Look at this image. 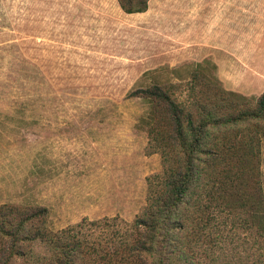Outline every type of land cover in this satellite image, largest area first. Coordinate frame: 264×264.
Here are the masks:
<instances>
[{
  "label": "rangeland",
  "instance_id": "1",
  "mask_svg": "<svg viewBox=\"0 0 264 264\" xmlns=\"http://www.w3.org/2000/svg\"><path fill=\"white\" fill-rule=\"evenodd\" d=\"M218 1L149 0L146 12L126 14L117 0H0V205L45 208L54 232L84 218L130 223L146 204L147 178L162 171L160 151L148 147L150 103L134 91L198 75L197 89L218 84L254 110L264 39L191 50L199 37L220 36L216 20L207 29ZM247 125L249 137L236 139L258 144L242 163L261 196L248 187L223 211L195 213L184 236L189 264L264 260V114Z\"/></svg>",
  "mask_w": 264,
  "mask_h": 264
},
{
  "label": "trees",
  "instance_id": "2",
  "mask_svg": "<svg viewBox=\"0 0 264 264\" xmlns=\"http://www.w3.org/2000/svg\"><path fill=\"white\" fill-rule=\"evenodd\" d=\"M117 1L126 14L148 9L149 0ZM198 77L131 94L150 103L148 147L162 158V171L147 178L146 204L132 222L84 218L54 232L45 208L2 204L0 255L5 246L9 251L2 264H189L184 238L195 213L223 211L248 187L259 198V182L248 179L243 164L257 157L258 144L253 137L245 143L236 137H249L247 124L264 114V93L250 110L218 84L197 89ZM182 88L186 100L180 98ZM201 93L210 94L201 98ZM212 218L207 216L203 226Z\"/></svg>",
  "mask_w": 264,
  "mask_h": 264
},
{
  "label": "crops",
  "instance_id": "3",
  "mask_svg": "<svg viewBox=\"0 0 264 264\" xmlns=\"http://www.w3.org/2000/svg\"><path fill=\"white\" fill-rule=\"evenodd\" d=\"M215 7L216 18L205 24L211 30L216 20L220 36L199 37L191 50H245L248 40L264 39V0H219Z\"/></svg>",
  "mask_w": 264,
  "mask_h": 264
}]
</instances>
